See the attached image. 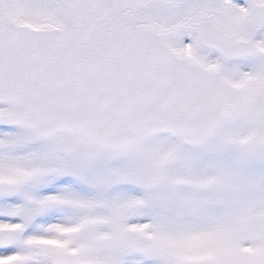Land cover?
<instances>
[{"label":"snow or ice","instance_id":"snow-or-ice-1","mask_svg":"<svg viewBox=\"0 0 264 264\" xmlns=\"http://www.w3.org/2000/svg\"><path fill=\"white\" fill-rule=\"evenodd\" d=\"M0 264H264V0H0Z\"/></svg>","mask_w":264,"mask_h":264}]
</instances>
